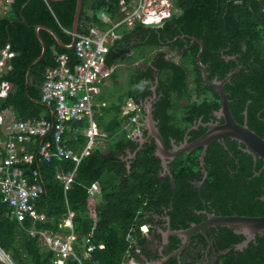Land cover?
Listing matches in <instances>:
<instances>
[{"label": "trees", "instance_id": "trees-1", "mask_svg": "<svg viewBox=\"0 0 264 264\" xmlns=\"http://www.w3.org/2000/svg\"><path fill=\"white\" fill-rule=\"evenodd\" d=\"M27 1L11 0L7 13L0 15V50L9 45L14 53L7 63L10 70L1 77L2 81L9 83V88L6 98L0 99V113L11 108L18 120L53 121L54 108L42 103L40 89L47 73L58 67L60 56L67 58V70H73L78 63L74 48H60L50 34L40 30L45 53L30 69L27 83L25 73L41 52L35 26L47 27L64 44L70 43L76 0H30L21 11ZM119 1L83 0L78 34L93 36L110 29L111 25L102 22L99 14L104 13L112 21L120 19ZM172 1L178 13L165 20L161 27L121 25L115 29L119 38L106 47L101 72L117 84L116 79L121 73L119 67L124 64L130 70L129 84L135 87L114 97L106 107L95 112L97 126L106 134V151L95 147L89 156L82 158L76 169L73 161H57L54 158L46 162L35 157L31 164L24 166V174L34 170L40 174L44 192L35 201V210L38 215L44 216L42 221L26 218L21 223L17 222L10 217L9 207L0 198V249L13 264H53L54 254L39 246L37 235H29L32 228L37 232L46 231L59 236L72 233L76 258H68L66 264H120L132 243L129 237L137 243L142 242V212L150 208L156 194L154 179L157 160L152 151L140 152L129 174L119 160L120 150L128 144V137L134 130H123L124 121L133 115H123L127 100L138 103L137 98L148 94L149 82L154 83L157 77L158 90L163 93V114L176 111L182 105L190 112L198 108L188 102L189 84H193L195 93L205 94L200 108L206 104L213 108L217 106L216 101H209V94L213 90L203 84L200 69L194 64L199 46L189 44V53L185 58V63L193 66L189 76L184 63L167 58L173 38L187 34L201 41V62L206 65L210 80L215 76L219 79L225 77L229 68L236 63L241 66L232 78L236 87L234 96L239 100L231 106V111L235 119L242 120L241 112L246 108L249 129L264 137V0ZM176 45L183 47L180 41H176ZM227 55L235 56L237 62L227 64L223 58ZM139 62L143 63L142 69L132 70V66ZM111 69L113 71L109 73ZM161 123L166 125L167 121ZM67 125L70 129L63 136L65 147L81 152L87 141L81 132L87 126L86 122L69 121ZM171 128L177 132L175 126ZM51 140L52 131L44 137H32L26 147L34 155L39 146ZM212 150H215V154L221 153V148L216 144L211 146L209 154ZM247 160L250 167L239 171L245 182L251 178L253 199L248 206L244 204L240 207L238 214L261 217L264 216V170L258 176L254 172L263 162L258 159L254 167L252 158L248 157ZM195 162L196 155L193 154L180 159L176 167L178 169L185 165L191 171ZM73 170L75 175L72 182L65 188L64 182L56 176H65ZM214 176L221 182L234 180L222 167L215 171ZM238 186L236 183L235 187ZM226 187L235 189L233 185ZM88 189L99 196L97 204ZM68 212L74 214L72 229L60 226ZM91 232V242L95 246L102 245L103 249H96L90 260L79 263L77 259H80L83 249L82 240ZM236 254V258L234 254H230L231 258H222L219 264H264V238L257 236L247 250Z\"/></svg>", "mask_w": 264, "mask_h": 264}, {"label": "flooded vegetation", "instance_id": "flooded-vegetation-1", "mask_svg": "<svg viewBox=\"0 0 264 264\" xmlns=\"http://www.w3.org/2000/svg\"><path fill=\"white\" fill-rule=\"evenodd\" d=\"M193 39L201 42L196 37L187 34H181L173 38L170 43L172 46L169 47L170 51L167 54L168 59H175L180 64L184 63L190 72L189 76H191L193 67L185 63V58L189 53V44L199 46L196 41H192ZM176 41H180L183 47L180 48L176 45ZM197 53L195 54V65ZM223 58L227 64L230 61L237 62L235 56L227 55ZM236 69L238 70L237 73L241 69V66L237 63L234 67L229 68L226 76ZM233 75L223 86L230 111L231 106L239 100L234 96L236 87L235 81H232ZM225 77L219 79L215 76L213 79L216 78L220 81ZM213 79L209 80L212 81ZM188 80L190 79L188 78ZM203 84L207 86L205 83ZM189 89L190 99L188 102L192 106L195 104L198 107L193 112L185 110L182 105L176 111L171 110L169 114H163L161 108L163 93L159 92L158 84L154 87L153 81L149 82L148 94L137 98L138 103L130 100L132 104L142 108V119L145 116L144 103L151 102V112L155 126L170 153L184 144H190L199 139L209 129V125L215 123L220 125L224 122L223 118L218 115L220 98L216 90L211 88L213 91L209 94V101H216L217 106L213 108L206 104V106L200 108L205 100V94L195 93L193 84H189ZM245 111L246 108L241 112L242 120L235 119L232 111L231 113L237 123L241 125L245 123L248 126L247 111L246 114ZM170 113L173 114L174 119ZM163 120L167 121L166 125L161 123ZM172 126H175L177 132L172 130ZM214 144L221 148L220 154H215V150H212L209 154L211 146ZM228 144L232 149L229 148ZM214 148L216 149V147ZM244 149L243 145L226 138L225 145L222 141L212 143L206 149L202 160H200L202 148L180 153L173 159H166L163 165L153 155L157 160L154 179L156 194L154 199L151 200L150 208L142 212L144 222L140 227L145 228L140 230L143 234L142 242L136 243L132 251L135 264H219L222 258H231L230 254H234L236 258L237 252L247 250L249 244L253 243L257 236L264 238L263 235L256 234L255 238L249 241L245 247L237 249V246L245 242V238L227 228L208 227L195 231L188 237L184 246L183 241L185 238H178L172 234L173 232L197 227L210 221L213 217L241 216L238 214V210L244 204L248 206L252 203L253 191L251 178H247L249 180L245 182L244 179H241L239 170L250 167L248 157L252 158L254 167L259 159L254 160L250 154L243 151ZM144 151H152L154 154V140L147 137L146 131L140 130L131 133L128 137V144L121 148L118 155L119 160L125 166L127 174L130 173L137 154ZM193 154L196 155L195 165L192 166L193 170L190 171L185 165L179 166L177 169L176 165L180 159L193 156ZM221 167L229 178L232 177L234 180L219 181L214 174ZM258 171H255L254 174ZM236 183L239 184L238 187H235ZM230 185H233L235 189L226 187ZM181 246H183L182 249H180ZM179 249L180 251H178Z\"/></svg>", "mask_w": 264, "mask_h": 264}, {"label": "built area", "instance_id": "built-area-1", "mask_svg": "<svg viewBox=\"0 0 264 264\" xmlns=\"http://www.w3.org/2000/svg\"><path fill=\"white\" fill-rule=\"evenodd\" d=\"M0 0V14L5 15L9 7H5ZM119 12L121 18L115 21L110 20L104 13L99 18L104 23L111 25L105 32L95 33L93 36L77 34L74 43L75 56L78 63L72 71L66 68L65 56L58 58L59 65L47 73L46 79L41 86V101L46 106H53V121L46 120H18L14 111L9 108L0 113V198L1 202L10 209V217L21 223L26 218L33 221H42L43 215H38L35 210V201L44 192L40 174L37 170L24 174V166L31 164L33 158L49 162L51 159L57 161L71 160L75 163V169L82 158L91 154L92 150L99 145V142L106 137V134L99 130L93 118V108L102 106L96 104L94 96L99 84L107 75L100 70L101 63L106 53L107 45L111 44L119 36L115 29L121 25L132 27L140 24L149 28H159L165 20L173 14L178 13L174 8L172 0H120ZM14 53L10 51L9 45L0 50V99L6 98L9 83L2 81L1 77L10 70L7 64ZM133 113L123 123V129L134 132L142 130L145 123L141 118L142 108L128 103L123 108V115ZM69 121H87L88 127L85 131L87 142L82 151L77 154L67 149L64 145L63 136L69 130ZM52 131V140L38 147L33 155L29 152L26 144L32 137H44ZM53 149L51 150V148ZM75 170L71 173L56 178L64 182L65 188L72 182ZM88 192L96 202L97 195L91 189ZM97 204V203H95ZM74 214L68 212L63 220L62 226L72 229V218ZM61 226V225H60ZM145 227H140V230ZM30 236H38L39 246L54 254L53 264H65L69 257L76 258L74 254L75 238L70 235H54L50 232H37L33 228L29 231ZM92 232L82 240V252L79 263L91 259L96 249H103V246H95L91 242ZM131 245L124 259L120 264H126L127 255L136 246V241L130 237ZM128 240V238H127ZM0 263L13 264L10 257L0 249Z\"/></svg>", "mask_w": 264, "mask_h": 264}, {"label": "water", "instance_id": "water-1", "mask_svg": "<svg viewBox=\"0 0 264 264\" xmlns=\"http://www.w3.org/2000/svg\"><path fill=\"white\" fill-rule=\"evenodd\" d=\"M28 0L22 7L21 11L24 9L26 4L29 2ZM51 2H57V1H65V0H48ZM82 3L83 0H76V8L74 12L73 22H72V29L70 32L71 41L68 45L64 44L58 36L48 29L47 27L38 25L35 26L34 31L36 38L41 46V52L37 58H35L31 64L29 65L28 69L25 73V81L27 83L28 81V75L30 72V69L32 66L37 63L42 56L45 53V44L43 40L41 39L39 35V31L43 30L50 34L54 41L57 43V45L65 50L73 49L74 43L76 40V36L78 34V26L80 22V13L82 9ZM192 41H196L199 44V51L196 56V64L200 69L201 72V79L203 83H205L208 87L213 88L217 91L219 98H220V108L218 115L219 117H222L224 122L223 124H213L209 125V129L202 135L199 139L196 141L190 143V144H184L178 148H176L173 152H169L163 142V139L161 135L159 134L155 122L152 117L151 112V102H145L144 103V119L143 122L145 123L144 127L142 128V131L147 132V137H150L154 140L155 143V151L154 156L158 158L161 161V164L163 165V162L166 159H173L175 156L179 155L180 153L188 152L190 150L202 148V153L200 156V160H202V157L204 156L206 149L214 142L222 141L225 145V139L229 138L238 144H241L244 146V152L250 154L254 160L256 158H259L263 161V165L259 169L258 172L255 173V176H258L263 170H264V137L259 136L254 131L248 128V126L244 123L243 125L237 123L235 119L232 116V113L229 108L227 97L223 91V86L225 83H227L231 76L235 73H237V69L230 72L224 79L218 81L216 78L210 81L207 77V72L205 70V66L201 62V54L203 52V45L201 42L197 41L196 39H193ZM232 59V58H230ZM31 82V81H30ZM158 83L157 77L154 79V87H156ZM246 114V111H245ZM165 164V163H164ZM264 200V197L262 198ZM208 227H222L233 230L234 233L240 234L244 236L245 242L241 245L237 246V249H242L246 246V244L253 240L255 238L256 234L263 235L264 236V216L261 217H251V216H217L211 218L210 221H207L197 227H191L188 230L180 231V232H173L172 234L177 236L178 238H185L183 241V246L186 244L188 237L195 231H199L203 228ZM181 246L180 249L183 248ZM180 249L178 251H180ZM177 251V252H178ZM176 253V252H175Z\"/></svg>", "mask_w": 264, "mask_h": 264}, {"label": "crops", "instance_id": "crops-1", "mask_svg": "<svg viewBox=\"0 0 264 264\" xmlns=\"http://www.w3.org/2000/svg\"><path fill=\"white\" fill-rule=\"evenodd\" d=\"M11 0H2V2H3V4H6V6L5 7H8L9 5V2H10ZM1 15V14H0ZM119 36V35H118ZM122 67H123V65H121ZM119 68H121V67H119ZM112 69L109 71V73H112ZM122 71L123 70H121V73H119V77L116 79V81H117V84H114V81L111 79V78H108V76H106L105 78H103L102 80H101V82L99 83V84H95L94 86H97V89H98V92H97V94L94 96V102L97 104H103L102 106H99V108H97V107H94L93 108V111H94V113H93V115L95 116V112L97 111V110H100V108L101 107H106L108 104H109V102L110 101H112L113 99H110L111 98V96L114 98V97H116V96H118V95H120V94H122L123 92H126V91H128V90H130V89H134L135 87L133 86V87H131V85L129 84V76H128V74H129V72H130V70H127L126 71V73H124V71H123V73H122ZM134 73V72H133ZM126 76L127 77V81H128V84H127V82H126V90H123V89H120L121 91H116L117 90V88H119V83H118V79L120 78V77H122V76ZM121 88V87H120ZM109 89H115L114 90V92L112 93V94H108V90ZM100 97H102V99L100 98ZM104 97V98H103ZM97 98L98 99H100V100H97ZM128 103H131V101L130 100H127V102H126V105L128 104ZM52 116H53V111H52ZM93 116V118H94V120H95V117ZM83 122V121H82ZM86 122V124H87V126L85 127V128H83L82 130H81V132H82V135L84 136V137H86L85 136V131H86V129H87V127H88V123H87V121H85ZM99 128V127H98ZM99 130H100V128H99ZM123 130H125V129H123ZM131 130V129H130ZM130 130H126V131H130ZM100 131H102V130H100ZM133 132H134V130H133ZM132 132V133H133ZM87 138V137H86ZM106 138V137H105ZM102 140H104L105 141V139H102ZM101 140V141H102ZM99 142V144H101L102 142ZM87 142V141H86ZM104 144H105V142H104ZM86 145V144H85ZM84 148V147H83ZM101 150V149H100ZM72 151V150H71ZM82 151V150H81ZM105 151H106V149H105ZM104 151V152H105ZM74 152V151H73ZM74 153H77V154H79L80 152H74ZM133 251V250H132ZM126 264H135V261H134V258H133V254H132V252H130L128 255H127V258H126Z\"/></svg>", "mask_w": 264, "mask_h": 264}, {"label": "rangeland", "instance_id": "rangeland-1", "mask_svg": "<svg viewBox=\"0 0 264 264\" xmlns=\"http://www.w3.org/2000/svg\"><path fill=\"white\" fill-rule=\"evenodd\" d=\"M173 61H175V59L173 60ZM142 67H143V63L142 62H139V63H135L133 66H132V70H136V69H142ZM121 70H123L124 71V73H126V71L127 70H129L128 68H126V65H124L123 64V67H121V69H120V71ZM123 71H122V73H123ZM118 72H119V70H118ZM126 82H127V84H128V81H127V77L124 75V76H122V77H120L119 79H118V83H119V88H117V90L116 91H121L120 89H123V90H126ZM121 87V88H120ZM114 90L115 89H109L107 92H108V94L110 93V94H112L113 92H114ZM110 99H113L114 100V98L111 96V98ZM142 117V116H141ZM102 143L101 144H99L98 145V147L101 149V151H105V146H104V140H102L101 141ZM1 264V263H0Z\"/></svg>", "mask_w": 264, "mask_h": 264}, {"label": "clouds", "instance_id": "clouds-1", "mask_svg": "<svg viewBox=\"0 0 264 264\" xmlns=\"http://www.w3.org/2000/svg\"><path fill=\"white\" fill-rule=\"evenodd\" d=\"M97 197H98V202H99V199H100V198H99V196H97ZM93 200H94V199H93ZM98 202H96V201L94 200V203H98ZM62 224H63V221H62ZM62 224H61V226H62ZM64 227H66V226H64ZM67 228H69V227H67ZM69 229H71V228H69ZM70 234H72V233H70ZM70 234H69V235H70ZM54 258H55V257H54ZM69 258H70V257H69ZM65 264H66V261H65Z\"/></svg>", "mask_w": 264, "mask_h": 264}]
</instances>
